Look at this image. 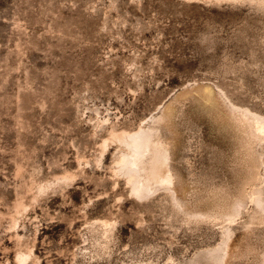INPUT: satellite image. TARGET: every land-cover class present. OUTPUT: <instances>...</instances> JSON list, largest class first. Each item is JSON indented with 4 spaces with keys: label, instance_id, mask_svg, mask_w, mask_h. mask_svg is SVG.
Here are the masks:
<instances>
[{
    "label": "rangeland",
    "instance_id": "374dc122",
    "mask_svg": "<svg viewBox=\"0 0 264 264\" xmlns=\"http://www.w3.org/2000/svg\"><path fill=\"white\" fill-rule=\"evenodd\" d=\"M198 86L264 116V8L0 0V264L32 250L28 264H189L219 244L220 226L190 222L169 195L131 196L115 171L118 145L103 152L112 133L137 130ZM215 109L177 108L176 165L195 206L237 183L235 139ZM103 220L117 224L101 244ZM249 243L261 252L264 226Z\"/></svg>",
    "mask_w": 264,
    "mask_h": 264
},
{
    "label": "bare ground",
    "instance_id": "6f19581e",
    "mask_svg": "<svg viewBox=\"0 0 264 264\" xmlns=\"http://www.w3.org/2000/svg\"><path fill=\"white\" fill-rule=\"evenodd\" d=\"M213 1L246 3L264 8V0ZM210 87L198 86L181 91L137 130L112 133L111 137L104 141L103 152L111 143L118 145L114 170L130 187L131 196L144 200L161 193L167 194L174 207L190 222L220 226L221 242L196 254L189 264H234L237 260L251 255L259 264H264V243L259 253H256L257 249L249 243L255 230L264 226V116L230 103H226L227 106L220 104L213 93L214 90L212 91L213 88ZM189 100L211 103L213 108H216L217 115L235 139L238 171L235 189L218 191L203 204L197 203L196 206L190 200V185L176 165L177 155L181 151L179 128L176 123L177 108ZM70 180H73L72 175L58 177L40 190L44 192L58 183ZM97 223H100L102 228L101 244L102 241L110 242L117 222L103 220ZM238 225L241 226L240 229L237 228ZM33 252L20 251L16 256V264H28ZM154 262L142 261L132 264H155ZM169 262L177 264L174 258H170Z\"/></svg>",
    "mask_w": 264,
    "mask_h": 264
}]
</instances>
